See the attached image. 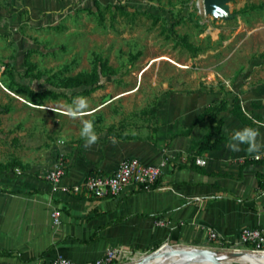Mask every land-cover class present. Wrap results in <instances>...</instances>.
I'll list each match as a JSON object with an SVG mask.
<instances>
[{
  "label": "crops",
  "instance_id": "1",
  "mask_svg": "<svg viewBox=\"0 0 264 264\" xmlns=\"http://www.w3.org/2000/svg\"><path fill=\"white\" fill-rule=\"evenodd\" d=\"M61 7L60 0H0V19H12L22 8L42 15ZM221 105L216 120L222 124L211 138L218 148L195 153L215 125L208 116L198 121L200 116ZM245 127L258 130V152L249 153L247 143L239 151L228 147ZM93 130L94 143L86 145L74 130L4 163L21 166L0 171V264H50L58 257L85 264L111 249L147 255L165 243L200 245L208 230L222 244L237 243L242 229L264 234V159L253 160L264 149V57L224 88L203 83L166 91L148 115ZM131 158L148 165L166 162L156 188L95 198L53 192L46 178L61 161L60 187L71 189L89 175H112ZM53 208L61 212L57 226L51 223Z\"/></svg>",
  "mask_w": 264,
  "mask_h": 264
},
{
  "label": "rangeland",
  "instance_id": "2",
  "mask_svg": "<svg viewBox=\"0 0 264 264\" xmlns=\"http://www.w3.org/2000/svg\"><path fill=\"white\" fill-rule=\"evenodd\" d=\"M60 1L59 12L31 15L22 8L13 20L0 19L3 164L23 149L81 131L83 121L105 127L148 115L166 91L203 83L224 88L264 57V0H221L229 12L215 9L209 15L200 0H97V7L94 0ZM183 37L201 51L194 54L177 44ZM108 68L113 74H107ZM81 73H96L103 86L78 96L86 107L76 116L68 109L78 97L38 100L18 91L52 89L49 82ZM190 247L205 248L206 256L233 264L252 250L238 242L208 240ZM162 249L149 257L130 254L115 264H145Z\"/></svg>",
  "mask_w": 264,
  "mask_h": 264
},
{
  "label": "built area",
  "instance_id": "3",
  "mask_svg": "<svg viewBox=\"0 0 264 264\" xmlns=\"http://www.w3.org/2000/svg\"><path fill=\"white\" fill-rule=\"evenodd\" d=\"M264 159V149L261 153L255 155L253 160L260 161ZM200 166L205 165L203 163H197ZM165 161H161L158 164H143L136 158L123 160L118 168L112 175L100 176V175H89L81 185H77L68 188H61L60 182L64 176V167L61 161L58 162L56 168L50 171L46 178L51 184L52 191L55 192L59 189L63 191H71L74 194H80L84 192L88 195H91L95 198H104L106 196L117 195L125 189L134 188V189H144L150 190L152 186L159 180L162 175L163 168L165 167ZM51 223L53 226L60 224L61 212L57 208L51 210ZM207 240L209 242H217L218 237L215 231H207ZM238 243L240 245L249 246L252 250L256 252H264V234L258 229H242L239 234ZM168 244L165 243L159 249L167 247ZM180 246V245H174ZM249 252V251H247ZM127 257L125 251L111 249L108 250L104 256L101 258L85 263V264H115V262L120 261ZM50 264H77L71 262L65 258L58 257L54 259Z\"/></svg>",
  "mask_w": 264,
  "mask_h": 264
},
{
  "label": "trees",
  "instance_id": "4",
  "mask_svg": "<svg viewBox=\"0 0 264 264\" xmlns=\"http://www.w3.org/2000/svg\"><path fill=\"white\" fill-rule=\"evenodd\" d=\"M94 4L96 7L100 5V3L97 0H94ZM177 44L194 52V54H196L198 51H201L199 47H195L190 43H188L186 37L177 38ZM29 70L27 69L26 74L24 76H28ZM107 74H113L112 69L108 68ZM12 82L14 81L12 80ZM49 86L52 89L44 88L41 90H34V89H29L28 87H18V91L19 92L27 91L34 99H38V100H47L50 97L57 98L58 95L67 98L68 100H71L78 96H89L96 90L100 89L103 86V84L99 82L96 73H91V74L81 73L75 76L58 78L55 83L49 82ZM223 108L224 105L223 106L221 105L218 108L209 109L200 116L198 121H201L204 116H208L210 118L209 119L210 123L211 124L215 123V125L212 126V128L203 137L200 143L194 146L195 153L198 154L209 150H215L218 148V141H211V138L214 134H217L220 130L222 122L221 120H216V113L221 111ZM16 165L21 166V164L16 161L7 164H3L0 162V171L6 169L7 167H13ZM157 182L152 186V189L158 186Z\"/></svg>",
  "mask_w": 264,
  "mask_h": 264
},
{
  "label": "bare ground",
  "instance_id": "5",
  "mask_svg": "<svg viewBox=\"0 0 264 264\" xmlns=\"http://www.w3.org/2000/svg\"><path fill=\"white\" fill-rule=\"evenodd\" d=\"M200 3L205 14L206 10H208L207 0H200ZM218 8L227 13L230 10L228 6H222V4ZM191 251H195L196 254H192ZM206 251L207 249L205 248H195L185 245L178 246V248L167 246L162 249L156 259L148 261L145 264H233L229 261L220 262L218 257L214 255L206 256ZM247 253L248 255L245 258L239 259L237 264H264V252L249 251ZM135 262L138 261L135 260Z\"/></svg>",
  "mask_w": 264,
  "mask_h": 264
},
{
  "label": "clouds",
  "instance_id": "6",
  "mask_svg": "<svg viewBox=\"0 0 264 264\" xmlns=\"http://www.w3.org/2000/svg\"><path fill=\"white\" fill-rule=\"evenodd\" d=\"M75 107H69L68 114L72 116H76L81 113V109H84L86 107V101L83 97H78L76 100H74ZM81 135L85 138L86 145L94 143L97 139V135L95 131L93 130V122L92 121H83V128L81 130ZM258 135V130L252 128V127H245L242 130L236 131L233 136L232 140L233 143L229 144L228 147H230L233 151H239L240 150V144L241 143H247L248 149L247 151L249 153H255L259 151V148L261 145H259L256 141V137ZM197 163H203V161L197 160Z\"/></svg>",
  "mask_w": 264,
  "mask_h": 264
},
{
  "label": "water",
  "instance_id": "7",
  "mask_svg": "<svg viewBox=\"0 0 264 264\" xmlns=\"http://www.w3.org/2000/svg\"><path fill=\"white\" fill-rule=\"evenodd\" d=\"M220 1L221 0H207V9L208 10H206L205 15H209L213 10L219 9L218 6H221L220 5ZM168 247H170V248H178V246L176 247V246H171V245L170 246L168 245ZM159 251H160V249L158 248L157 250L153 251L152 253H150L146 257L152 256V255H156ZM191 253L192 254L193 253L196 254L195 251H191Z\"/></svg>",
  "mask_w": 264,
  "mask_h": 264
}]
</instances>
